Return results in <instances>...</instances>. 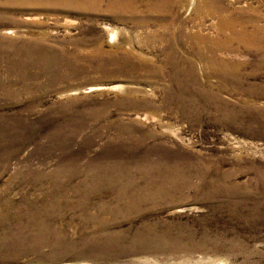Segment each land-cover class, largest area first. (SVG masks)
Segmentation results:
<instances>
[{
    "label": "rangeland",
    "instance_id": "374dc122",
    "mask_svg": "<svg viewBox=\"0 0 264 264\" xmlns=\"http://www.w3.org/2000/svg\"><path fill=\"white\" fill-rule=\"evenodd\" d=\"M16 4L0 264H264V0Z\"/></svg>",
    "mask_w": 264,
    "mask_h": 264
},
{
    "label": "bare ground",
    "instance_id": "6f19581e",
    "mask_svg": "<svg viewBox=\"0 0 264 264\" xmlns=\"http://www.w3.org/2000/svg\"><path fill=\"white\" fill-rule=\"evenodd\" d=\"M39 0H0L1 5L12 7L17 6L16 3H19L21 6H29L38 3ZM52 1V0H50ZM59 3H66L69 8H94L96 6H103L106 4L110 7L112 12L121 13L123 11V6L128 4L132 10H134L137 6L136 0H56ZM43 2V0H42ZM55 2V1H54ZM39 6V5H38ZM233 20V19H232ZM203 37L201 38V40Z\"/></svg>",
    "mask_w": 264,
    "mask_h": 264
}]
</instances>
